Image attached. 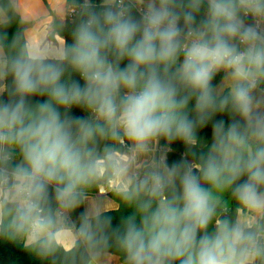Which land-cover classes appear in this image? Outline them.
I'll use <instances>...</instances> for the list:
<instances>
[{
  "label": "clouds",
  "instance_id": "clouds-1",
  "mask_svg": "<svg viewBox=\"0 0 264 264\" xmlns=\"http://www.w3.org/2000/svg\"><path fill=\"white\" fill-rule=\"evenodd\" d=\"M4 93L0 240L48 264H264V0H0ZM161 141L194 159L169 166Z\"/></svg>",
  "mask_w": 264,
  "mask_h": 264
},
{
  "label": "trees",
  "instance_id": "trees-1",
  "mask_svg": "<svg viewBox=\"0 0 264 264\" xmlns=\"http://www.w3.org/2000/svg\"><path fill=\"white\" fill-rule=\"evenodd\" d=\"M77 2H81V0H77ZM102 0H91V3L95 6V10L100 9ZM205 10H202L201 13L197 16V22L202 20L205 15ZM133 15L136 19L140 18V12L136 9H133ZM76 23V17H70L65 22V26L63 29L62 35L64 36L65 40L68 43H71V31ZM246 23H252L251 18H248L246 20ZM18 30V24L13 23L6 31L8 35L9 41L13 38L14 34ZM127 61H124L121 65V67L126 66ZM222 73H219L213 80V85L215 86L221 79ZM72 79L80 83L81 86H83V80L79 77L78 74L73 73ZM8 83L10 84L11 81L9 79ZM9 99L7 93H4L2 96H0V101L7 102ZM45 98L34 96L30 98V103L36 104L38 102H43ZM194 109V101H192L189 105V113L190 116L194 115L193 110ZM61 113L63 115L64 110L61 109ZM69 116L74 118H87L88 113L80 108H73L69 111ZM232 117L229 116L228 113L224 114H217L212 121L208 123L204 128H201L198 130V137L200 139V144L193 149L192 151L197 153V156L200 153H203L207 150V147L211 144V137H212V124L215 121L223 120L225 122V126L232 121ZM159 146L163 147L166 155V160L169 166L180 163L185 159H188L189 161H192L194 157L190 154L189 149L185 147V145L180 142L176 141L173 142L171 145H167L164 141H161ZM51 191V190H50ZM99 193L98 190H93L92 195ZM111 196V193H108ZM119 206V205H118ZM117 206V207H118ZM80 212L82 213V207H80ZM235 212V206L229 211L228 215L231 217L234 215ZM128 214V210H126L123 205H120L118 210H113L111 212H108L106 215L110 216L112 218V229L117 228L120 225L121 220ZM78 220V218H77ZM211 228V227H210ZM209 228V230H210ZM115 253V250H112ZM117 254V253H116ZM121 260H123V257H120ZM0 264H48L46 261H41L38 257L34 256L30 252H28L22 244L18 243H11L8 241L0 240Z\"/></svg>",
  "mask_w": 264,
  "mask_h": 264
},
{
  "label": "crops",
  "instance_id": "crops-1",
  "mask_svg": "<svg viewBox=\"0 0 264 264\" xmlns=\"http://www.w3.org/2000/svg\"><path fill=\"white\" fill-rule=\"evenodd\" d=\"M25 2L27 4H29L30 6L31 5H35V6H49V7H51L54 10L56 8L57 4L60 3V0H25ZM99 193H101V194L104 193V189L100 190ZM115 206L117 207L118 205H115ZM117 263L122 264L121 258H120L119 262H117L115 260L113 261V264H117Z\"/></svg>",
  "mask_w": 264,
  "mask_h": 264
},
{
  "label": "rangeland",
  "instance_id": "rangeland-1",
  "mask_svg": "<svg viewBox=\"0 0 264 264\" xmlns=\"http://www.w3.org/2000/svg\"><path fill=\"white\" fill-rule=\"evenodd\" d=\"M222 73V72H221ZM222 77H223V73H222ZM222 77H221V79H220V81L215 85V86H219V84H220V82H221V80H222ZM159 146V145H158ZM158 146H157V149H158ZM157 154V153H156ZM100 190H103L102 188L100 189ZM97 200H99V201H103V200H105V199H108V198H111V196H109L107 193H97V194H94L93 195ZM115 206V205H114ZM86 207H87V203L84 205V206H82V211H85V209H86ZM78 211H80V208L79 209H77L73 214H72V219L73 220H77V213H78ZM210 232L211 231H214V227H211L210 228V230H209ZM115 255H118V254H116V253H114ZM117 264H119V263H117Z\"/></svg>",
  "mask_w": 264,
  "mask_h": 264
},
{
  "label": "built area",
  "instance_id": "built-area-1",
  "mask_svg": "<svg viewBox=\"0 0 264 264\" xmlns=\"http://www.w3.org/2000/svg\"><path fill=\"white\" fill-rule=\"evenodd\" d=\"M161 153L165 154V151H164L163 147L158 146V149H157V157H158Z\"/></svg>",
  "mask_w": 264,
  "mask_h": 264
},
{
  "label": "water",
  "instance_id": "water-1",
  "mask_svg": "<svg viewBox=\"0 0 264 264\" xmlns=\"http://www.w3.org/2000/svg\"><path fill=\"white\" fill-rule=\"evenodd\" d=\"M81 212L80 211H78V213H77V218L79 217V214H80Z\"/></svg>",
  "mask_w": 264,
  "mask_h": 264
}]
</instances>
